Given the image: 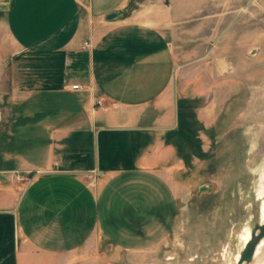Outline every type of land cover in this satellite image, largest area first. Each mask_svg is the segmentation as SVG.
I'll return each mask as SVG.
<instances>
[{"label": "crops", "instance_id": "1", "mask_svg": "<svg viewBox=\"0 0 264 264\" xmlns=\"http://www.w3.org/2000/svg\"><path fill=\"white\" fill-rule=\"evenodd\" d=\"M127 3L0 0V264L169 263L118 220L173 199L162 138L197 90L185 34L105 19Z\"/></svg>", "mask_w": 264, "mask_h": 264}, {"label": "rangeland", "instance_id": "2", "mask_svg": "<svg viewBox=\"0 0 264 264\" xmlns=\"http://www.w3.org/2000/svg\"><path fill=\"white\" fill-rule=\"evenodd\" d=\"M105 19L141 22L153 33L174 35L177 45L185 34V69L197 90L185 99V128L162 138L174 148L173 199L141 206V215L126 209L118 222L142 241L165 244L171 264L263 259L264 195L255 186L264 168V0H128ZM48 67H54L49 59L40 72ZM55 68L46 73L56 76Z\"/></svg>", "mask_w": 264, "mask_h": 264}, {"label": "bare ground", "instance_id": "3", "mask_svg": "<svg viewBox=\"0 0 264 264\" xmlns=\"http://www.w3.org/2000/svg\"><path fill=\"white\" fill-rule=\"evenodd\" d=\"M263 168V167H262ZM256 193L259 195V196H262L264 195V168L260 170L259 172V176H258V181L256 183ZM259 218L262 220V222L264 221V203L260 206V215H259ZM248 227V226H247ZM243 236V241H248V237H249V232L248 230H245L242 234ZM264 242H262V245H263ZM264 246V245H263ZM260 248L261 247H258L255 251V259L258 258L257 255L260 253ZM253 264H264V258L263 259H260V260H257L255 263Z\"/></svg>", "mask_w": 264, "mask_h": 264}, {"label": "built area", "instance_id": "4", "mask_svg": "<svg viewBox=\"0 0 264 264\" xmlns=\"http://www.w3.org/2000/svg\"><path fill=\"white\" fill-rule=\"evenodd\" d=\"M70 89L73 91H77V90H79V87L78 86H72ZM97 105L100 106V103H97Z\"/></svg>", "mask_w": 264, "mask_h": 264}, {"label": "water", "instance_id": "5", "mask_svg": "<svg viewBox=\"0 0 264 264\" xmlns=\"http://www.w3.org/2000/svg\"><path fill=\"white\" fill-rule=\"evenodd\" d=\"M115 17V14H111L109 17H108V20H110L111 18H114Z\"/></svg>", "mask_w": 264, "mask_h": 264}]
</instances>
